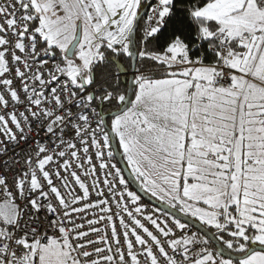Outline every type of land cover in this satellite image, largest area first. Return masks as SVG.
I'll return each mask as SVG.
<instances>
[{
  "label": "snow or ice",
  "instance_id": "obj_1",
  "mask_svg": "<svg viewBox=\"0 0 264 264\" xmlns=\"http://www.w3.org/2000/svg\"><path fill=\"white\" fill-rule=\"evenodd\" d=\"M0 264H264V0H0Z\"/></svg>",
  "mask_w": 264,
  "mask_h": 264
},
{
  "label": "water",
  "instance_id": "obj_2",
  "mask_svg": "<svg viewBox=\"0 0 264 264\" xmlns=\"http://www.w3.org/2000/svg\"><path fill=\"white\" fill-rule=\"evenodd\" d=\"M120 166L123 167V164H121ZM126 175H127V174H126ZM131 186H132L134 189H135V187H136L135 184H133V185H131ZM145 201H147V198H145ZM147 202H149V201H147ZM149 203H150V202H149Z\"/></svg>",
  "mask_w": 264,
  "mask_h": 264
},
{
  "label": "built area",
  "instance_id": "obj_3",
  "mask_svg": "<svg viewBox=\"0 0 264 264\" xmlns=\"http://www.w3.org/2000/svg\"><path fill=\"white\" fill-rule=\"evenodd\" d=\"M145 202H147V201H145ZM147 203H149V202H147Z\"/></svg>",
  "mask_w": 264,
  "mask_h": 264
},
{
  "label": "trees",
  "instance_id": "obj_4",
  "mask_svg": "<svg viewBox=\"0 0 264 264\" xmlns=\"http://www.w3.org/2000/svg\"><path fill=\"white\" fill-rule=\"evenodd\" d=\"M132 187V186H131ZM133 188V187H132ZM134 189V188H133Z\"/></svg>",
  "mask_w": 264,
  "mask_h": 264
}]
</instances>
